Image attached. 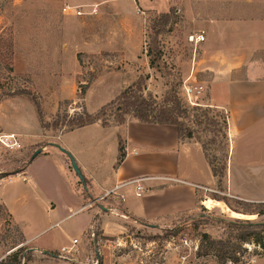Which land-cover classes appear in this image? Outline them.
I'll use <instances>...</instances> for the list:
<instances>
[{
	"label": "rangeland",
	"instance_id": "rangeland-1",
	"mask_svg": "<svg viewBox=\"0 0 264 264\" xmlns=\"http://www.w3.org/2000/svg\"><path fill=\"white\" fill-rule=\"evenodd\" d=\"M130 1L0 0V81L5 90L30 93V97L40 104L42 115L48 122L65 115L82 114L85 111L83 100L78 95L86 92L105 73L110 75L103 77L87 95L88 105L92 108L105 101L109 89L122 80L123 87H128L139 77L146 76L145 94L151 93L162 100L168 90L167 82L176 80L180 83L177 91L181 99L183 82L193 73L196 54H200V50L189 43V37L201 33L202 2L157 0L156 10H146L139 2L131 5ZM128 4L132 13L123 15ZM67 7L70 9L65 10ZM78 11L83 12L82 16ZM164 13H170L172 19L168 32L159 37L167 71L163 77L150 68L147 53L151 29ZM189 13L195 16H188ZM99 46L107 48L99 50ZM93 49L98 52L88 53ZM116 71L123 72L122 76L111 75ZM197 75L198 80L206 82L208 79L204 73ZM205 102L208 103L206 97ZM116 106L115 103L107 111L106 119L113 124L116 120L111 114ZM188 109L192 119L205 110L209 111L210 119L215 118L222 126L227 120L225 111L214 106L198 111ZM0 123L7 129L23 131L20 135L11 134L16 138L15 142L6 139L10 135L0 128V182L4 181L0 183L1 261L18 248L30 250L31 245L26 244L24 232H39L47 221L42 198L51 196L57 188L64 189L65 181L69 180L60 172L56 158L42 154L48 142L55 141L54 136L59 131L43 130L34 102L24 97L5 99L0 104ZM188 124L196 131L195 140L207 146L214 165L218 168L223 165L225 153L222 143L225 140L222 134L215 136L197 128L191 121ZM214 137L216 143L213 144ZM39 150L42 152L33 159ZM233 161L234 164L239 163L238 151ZM74 173L72 177L79 179ZM21 174L24 179L18 178ZM216 180L217 185L211 189L212 192H207L209 198L203 204L167 225L136 223L123 215L117 217L122 227H116L115 233L118 234L114 237L105 236L99 223L92 225L86 236L79 239L75 248L77 257L83 262L92 260L95 257L93 251L97 250L99 253L114 252L139 264H220L217 257L223 248L219 244L221 242L227 247L229 256L239 259L236 264H264L263 257L245 247L246 244L252 245L250 235L262 230L255 225L264 224V202L237 200L229 196L225 177L222 183H219V178ZM78 187L82 188L81 183ZM2 199L9 202L15 215L1 202ZM209 201L219 204V207H208ZM91 205L92 200L87 199L83 208ZM108 213L106 221L114 220V215ZM85 219L86 214L74 217L42 236L40 241L53 235L67 242L73 234L80 233ZM93 231L98 237L97 246L89 240ZM247 235L248 242L242 241ZM85 247L86 252L81 258L80 252ZM226 264L233 263L227 260Z\"/></svg>",
	"mask_w": 264,
	"mask_h": 264
},
{
	"label": "crops",
	"instance_id": "crops-1",
	"mask_svg": "<svg viewBox=\"0 0 264 264\" xmlns=\"http://www.w3.org/2000/svg\"><path fill=\"white\" fill-rule=\"evenodd\" d=\"M200 1L203 8L199 34H204L205 41L197 44L189 40L192 46L200 50V54H196L193 73L183 83L206 87V101L227 115L229 165L225 187L229 196L246 203H263L264 0ZM132 2H139L146 10H156L158 6L157 0H131L129 3L132 5ZM128 7L129 4L123 15L132 13ZM190 15L195 16L194 13ZM97 48L106 50L107 47ZM97 52L93 49L88 53ZM116 72L111 75L122 76L123 72ZM198 73L208 75L206 82L198 80ZM108 75L110 73L101 75L89 86L83 99V110L96 113L126 88L122 80L109 89L105 101L94 108L90 107L86 99L88 93ZM0 124L6 135L23 134L20 129H7ZM120 135L125 142L126 156L122 164L116 166ZM54 139L48 142L42 154L58 160L60 172L69 182L65 181L64 189L57 188L51 196L42 198L41 203L47 214L45 227L35 233L24 232L25 242L31 245L32 251V260L28 264H80L62 259L58 254L64 247L71 246L74 239L84 237L92 225L99 223L104 235L112 237L118 234L115 233L116 227H122L119 218L123 215L136 223L167 225L183 214L194 212L209 198L207 192H212L211 189L217 185L202 145L195 139H179L175 126L145 124L129 118L123 126L111 123L104 128L101 123H97L59 131ZM60 147L75 158L87 182L86 186L72 177L74 171L70 159ZM236 151L239 154L238 164L233 161ZM24 177L22 174L18 176L20 179ZM169 177L179 182L172 183L164 179ZM132 181L135 182L130 183ZM78 183H81L82 188L78 187ZM138 185L143 188L141 196L137 195ZM111 191L114 192L107 195ZM87 199L92 200L93 205L83 208ZM1 202L15 215L9 202L4 199ZM81 209L80 213L70 216V212ZM108 212L114 215V220L106 221ZM81 214H86L85 226L80 233L73 234L69 241H60L53 235L40 241L54 228ZM113 227L114 230H111ZM85 250L86 247L82 248L81 258ZM99 264L139 263L108 251L101 252Z\"/></svg>",
	"mask_w": 264,
	"mask_h": 264
},
{
	"label": "trees",
	"instance_id": "trees-1",
	"mask_svg": "<svg viewBox=\"0 0 264 264\" xmlns=\"http://www.w3.org/2000/svg\"><path fill=\"white\" fill-rule=\"evenodd\" d=\"M171 14L164 13L161 15L160 19L153 25L151 29V42L148 46L147 56L149 58V66L151 69L156 70L161 73L164 77L166 64L164 62V51L160 47L161 41L159 37L168 32V28L171 24ZM9 71H13L12 68ZM167 72V71H166ZM169 74V73H167ZM171 75V73H170ZM148 76L145 78L139 77L130 86L126 87L121 91L118 97L115 98L113 102L108 103L99 109L96 113H89L84 111L82 114L75 116H61L53 122H48L44 119L42 115V110L40 104L36 99L30 97V93L16 92V91H6L5 86L0 81V104L7 98L10 97H24L35 103L37 108L38 119L41 127L45 131H64V130H74L77 128H83L93 124L101 123L104 128L111 125L106 117L108 116L107 111L115 103L116 108L112 112L113 118L116 120L114 124L118 126H123L126 124L129 118L136 119L141 123L145 124H160V125H170L175 126L178 131L179 139L181 140H192L195 138V129L189 126L188 121H191L197 128L204 130L205 132L214 134H222L224 138V143H222V149L225 153V160L223 165L219 168L214 165V162L209 158L207 146L204 143L199 142L206 154L207 159L212 167L213 174L215 178H219V183H222L223 178L226 176L227 163L229 161V145H228V120L224 122V125H220L219 121L215 118H209L208 112L200 109V107L192 108V111L202 110L201 115L196 114L194 119L191 118L190 110L184 106L182 99L178 96V88L180 83L176 80L167 82L168 90L166 91L162 100H158L151 93L145 94L146 82ZM86 92L78 95L79 99L85 98ZM184 120V121H183ZM188 120V121H187ZM216 137L212 139L213 144L216 143ZM119 145V156L117 165L119 166L125 159V142L122 135L118 139ZM20 173V172H19ZM87 183V182H86ZM225 200V199H222ZM253 227V225H250ZM256 228L262 229L261 231L254 232L250 235V240L252 242L259 244L262 242L264 234V224L255 225ZM249 235L244 237L242 241L248 242L246 239ZM221 253L218 255L219 263L226 264L227 260L233 264L239 262V259L234 256H229L227 247L223 243ZM234 252V250H233ZM32 260V251L26 248H18L17 250L10 253L7 257L0 261V264H28Z\"/></svg>",
	"mask_w": 264,
	"mask_h": 264
},
{
	"label": "built area",
	"instance_id": "built-area-1",
	"mask_svg": "<svg viewBox=\"0 0 264 264\" xmlns=\"http://www.w3.org/2000/svg\"><path fill=\"white\" fill-rule=\"evenodd\" d=\"M67 9H70V8L67 7L65 10H67ZM77 13L79 16H82V14H83L82 11H78ZM189 40L191 42L198 44V43H202L205 41V36H204V34H199L197 36H191L189 38ZM205 94H206V87H204L203 85H193V84L187 85V84L183 83L180 96H181L183 103L188 108L211 107V105H209V103H206V102L204 103ZM6 139H8V140L13 139L14 141L16 140L14 135L6 136ZM164 179L167 180L168 182H172V183L179 182L177 179L171 178V177L164 178ZM133 182H135V181H132L130 183H133ZM130 183H127V184H130ZM112 192H114V191L107 192V195H109ZM137 192H138L137 193L138 196H141V194L143 193V188L140 185L137 186ZM81 211H82V209L78 210V211H74V212L72 211V212H70V216H74V215L80 213ZM97 239H98V237L96 236V233L93 231L91 233L89 240H90V242L94 243L95 246H97V244H99V241ZM79 241H80L79 239H74L72 241L71 246L64 247L60 251L58 256L62 259H66V260H70V261H74V262H79L80 264H99L101 253H99L97 250L93 251L95 257L92 260L89 259L86 262L85 261L83 262L81 259H79V257H77L78 251L75 248L79 244ZM245 247L248 248L250 251L255 250L258 253L257 255L264 258V234H263V239H262L261 243L256 244V243L252 242V245L246 244ZM50 256L57 257L56 255H53V254H51Z\"/></svg>",
	"mask_w": 264,
	"mask_h": 264
},
{
	"label": "water",
	"instance_id": "water-1",
	"mask_svg": "<svg viewBox=\"0 0 264 264\" xmlns=\"http://www.w3.org/2000/svg\"><path fill=\"white\" fill-rule=\"evenodd\" d=\"M60 150L65 153L71 162V166L73 168V170L75 171V173L77 174V176L80 179V182L82 183L83 186H86V181H85V177L81 171V169L79 168L75 158L65 149L60 147ZM42 152V150L36 151L35 154L33 155V159H35V157H37L40 153ZM103 211H106V209L104 207H100ZM47 255H51L50 253H47Z\"/></svg>",
	"mask_w": 264,
	"mask_h": 264
},
{
	"label": "bare ground",
	"instance_id": "bare-ground-1",
	"mask_svg": "<svg viewBox=\"0 0 264 264\" xmlns=\"http://www.w3.org/2000/svg\"><path fill=\"white\" fill-rule=\"evenodd\" d=\"M207 206L210 207V208H214V207H217V206L219 207V204H215L213 201H209L207 203ZM230 213H231V211H230Z\"/></svg>",
	"mask_w": 264,
	"mask_h": 264
}]
</instances>
